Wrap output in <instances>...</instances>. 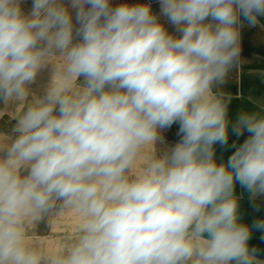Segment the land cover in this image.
I'll list each match as a JSON object with an SVG mask.
<instances>
[{
	"label": "clouds",
	"instance_id": "9594fccd",
	"mask_svg": "<svg viewBox=\"0 0 264 264\" xmlns=\"http://www.w3.org/2000/svg\"><path fill=\"white\" fill-rule=\"evenodd\" d=\"M160 4L179 37L149 5L71 0L74 29L62 0H33L28 14L0 0V97L23 102L55 67L14 138L0 137V264H264L234 195L236 182L264 194V115L239 114L234 132L250 135L226 164L213 150L230 101L213 87L239 56L241 18L256 25L264 0ZM174 122L182 138L157 156L158 130ZM73 212L70 247L30 239L44 217L53 228Z\"/></svg>",
	"mask_w": 264,
	"mask_h": 264
},
{
	"label": "crops",
	"instance_id": "0c3cea01",
	"mask_svg": "<svg viewBox=\"0 0 264 264\" xmlns=\"http://www.w3.org/2000/svg\"><path fill=\"white\" fill-rule=\"evenodd\" d=\"M62 2L70 8L71 1L62 0ZM124 4L129 6L149 5L153 14L158 17L159 22L164 25L169 34L176 37L182 35L162 14L160 0H121V5ZM19 5L22 12L28 14L32 9L33 0H19ZM70 11L72 16H75V10L70 8ZM258 21L253 26L241 18L238 26L239 56L229 69L224 81L213 87L214 93H223L230 97L227 113L229 120L227 142L213 145L214 160L217 164H226L231 155L250 135L246 130L240 135L234 132L233 125L239 114L248 112L264 115V16L259 17ZM15 101H11V104H14ZM179 128V122H174L170 127L158 130V140L154 145L157 156L164 155L181 140L182 134L179 133ZM234 195L238 198L239 222L251 229L249 248H255L257 260L264 262V230L253 227L255 221L264 220V194L253 198L246 188L236 182ZM80 223L81 216L73 212L62 221L55 222L52 228V224L46 216L31 229L30 239L51 249L63 251L70 247Z\"/></svg>",
	"mask_w": 264,
	"mask_h": 264
},
{
	"label": "rangeland",
	"instance_id": "374dc122",
	"mask_svg": "<svg viewBox=\"0 0 264 264\" xmlns=\"http://www.w3.org/2000/svg\"><path fill=\"white\" fill-rule=\"evenodd\" d=\"M109 3L111 7L115 8L121 5V0H109ZM72 17L74 29L78 28L79 25L76 23L75 16ZM78 40L79 37H75L73 42L75 43ZM54 71L55 67L52 64H47L42 67L37 73L35 80L30 85H28V96L23 102L14 100V104H11V101L13 100L5 102L3 97H0V137L5 138V143L10 142L9 138H14L15 136L12 129L17 122V115L26 109L27 103H30V101H32L34 98L42 97L45 94V89L51 83ZM83 79V77H80L78 83L82 84ZM22 174L27 175V171H24Z\"/></svg>",
	"mask_w": 264,
	"mask_h": 264
}]
</instances>
